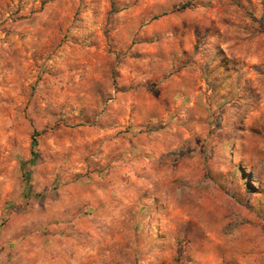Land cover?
<instances>
[{
    "label": "rangeland",
    "instance_id": "rangeland-1",
    "mask_svg": "<svg viewBox=\"0 0 264 264\" xmlns=\"http://www.w3.org/2000/svg\"><path fill=\"white\" fill-rule=\"evenodd\" d=\"M2 220L0 264H264V0H0Z\"/></svg>",
    "mask_w": 264,
    "mask_h": 264
},
{
    "label": "trees",
    "instance_id": "trees-1",
    "mask_svg": "<svg viewBox=\"0 0 264 264\" xmlns=\"http://www.w3.org/2000/svg\"><path fill=\"white\" fill-rule=\"evenodd\" d=\"M36 146V141L35 139H32V143H31V148H32V151H31V154H32V157L31 159H29L28 161H26L27 163H23L24 166H26L27 164L28 165H33L37 159V155L36 153L33 151V148ZM7 206V204H6ZM5 223L4 220H2V223H0V226L3 225Z\"/></svg>",
    "mask_w": 264,
    "mask_h": 264
}]
</instances>
